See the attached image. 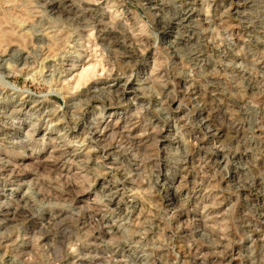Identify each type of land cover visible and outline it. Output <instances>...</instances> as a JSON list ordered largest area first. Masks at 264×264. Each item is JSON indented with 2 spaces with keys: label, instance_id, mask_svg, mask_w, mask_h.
Here are the masks:
<instances>
[{
  "label": "rangeland",
  "instance_id": "1",
  "mask_svg": "<svg viewBox=\"0 0 264 264\" xmlns=\"http://www.w3.org/2000/svg\"><path fill=\"white\" fill-rule=\"evenodd\" d=\"M0 264H264V0H0Z\"/></svg>",
  "mask_w": 264,
  "mask_h": 264
},
{
  "label": "bare ground",
  "instance_id": "2",
  "mask_svg": "<svg viewBox=\"0 0 264 264\" xmlns=\"http://www.w3.org/2000/svg\"><path fill=\"white\" fill-rule=\"evenodd\" d=\"M181 24H182V22H181ZM102 131H103V129H102Z\"/></svg>",
  "mask_w": 264,
  "mask_h": 264
}]
</instances>
